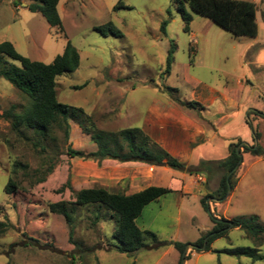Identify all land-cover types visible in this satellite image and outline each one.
<instances>
[{
	"label": "rangeland",
	"instance_id": "374dc122",
	"mask_svg": "<svg viewBox=\"0 0 264 264\" xmlns=\"http://www.w3.org/2000/svg\"><path fill=\"white\" fill-rule=\"evenodd\" d=\"M34 1L0 0V43L9 41L21 55L49 63L69 40L80 63L76 70L56 77L57 99L81 107L97 129L141 127L154 98H171L163 91L165 86L176 88L172 95L177 99L189 101L197 88L188 77L191 75L220 93L224 88L230 95L235 92L238 110L218 99L204 112L210 117L227 108L229 118L221 135L239 137L231 143L240 139L247 145L264 147V0H249L257 6L255 37L234 36L186 4L191 21L185 31L176 0H59L60 30L27 8ZM119 1L121 6L114 9ZM163 20H167L165 35L159 30ZM107 22L123 36L103 35L94 29ZM171 41L176 49L167 77L164 69ZM5 59L20 66L16 60ZM240 80L242 87L238 89ZM27 103L26 95L0 77V221L8 224L0 235V264H177L179 254L167 242L195 241L210 229L212 216H254L264 225V157L241 152L235 186L222 201L207 198L209 210L202 207L200 199L217 188L219 175L206 178L197 187L191 182L194 175H200L197 171L187 173L190 193L177 198V211L157 203L146 207L136 224L152 231L158 241L145 238V248L134 256L114 249L118 245L113 237L114 218L98 204L73 205L69 238L64 219L49 212L48 204L73 202L79 189L98 186L94 183L95 160L67 154L68 146L88 152L96 145L79 125V121L86 122L82 117L68 119V138L58 127L40 139L25 127L12 130L2 112L11 105L20 110ZM226 146L224 143L221 157L227 153ZM215 149L219 152V145ZM43 176L44 181L38 182ZM159 177L161 185L172 182L168 172H160ZM9 178L17 183L12 194L4 191ZM112 191L122 192L119 188ZM246 246L253 243L244 232L230 228L210 243L209 250L188 249L189 257L182 264H264V243L257 248L260 259L254 262L222 252Z\"/></svg>",
	"mask_w": 264,
	"mask_h": 264
},
{
	"label": "trees",
	"instance_id": "16d2710c",
	"mask_svg": "<svg viewBox=\"0 0 264 264\" xmlns=\"http://www.w3.org/2000/svg\"><path fill=\"white\" fill-rule=\"evenodd\" d=\"M59 0H35L27 5L31 12H39L45 21L53 27L62 30L61 19L57 11ZM176 8L180 13L185 25L184 30H189L191 16L185 9V4L195 13L208 18L210 21L230 32L234 36L255 37L257 34L256 4L249 0H176ZM121 6L119 1L114 9ZM169 15V12H168ZM167 20L160 23L159 30L165 35ZM94 29L103 35L112 34L121 37L123 34L112 22L95 26ZM176 49L171 41L166 56L164 74L168 75L173 62V53ZM5 57H9L19 62L20 66L9 64ZM80 63V56L75 47L66 41L63 51L55 55L49 63L31 60L16 51L12 43L3 41L0 43V77L7 80L15 88L21 91L28 98V103L16 110L17 106L11 105L2 112V116L10 121L12 130L19 127L30 129L37 137L45 138L52 128L63 129L65 138H68V119L82 117L86 122L79 121L82 130L90 135L91 140L96 145L93 151L84 152L82 150L67 147V154L70 157L81 159H93L100 163L103 159H113L119 162L137 161L149 165H166L170 168L189 173L196 171L185 163L168 154L155 141H153L140 127H130L118 131H106L97 129L91 121L90 115L81 107H75L58 101L56 95V77L76 70ZM84 85V84H83ZM80 86H74L80 88ZM179 105L188 109H199L200 105L195 101L179 100L175 95V88L165 86L164 90ZM260 113V112H259ZM254 133L255 140L258 134ZM37 140L39 142L40 140ZM241 152H247L253 157H264V147L259 144L247 145L241 140L229 143L228 155L214 163L223 170L217 188L203 196L200 203L205 210H209L208 201H222L227 194L228 187L232 189L236 184V170L242 159ZM212 161H201L199 167H203ZM44 176L37 181H44ZM65 185L70 188L67 181ZM17 187V183L9 178L4 191L12 194ZM170 191L167 187L148 186L138 192L125 194L119 191H110L105 187L95 186L82 188L75 192L74 201L64 200L48 204L51 213L60 215L68 228L69 238L73 233V205L86 206L98 204L111 212L115 221L113 237L118 245L114 249L128 256L145 248V238H150L153 242L158 241L157 236L150 230L141 229L136 224V219L140 216L143 208L151 201L158 199ZM212 226L200 238L193 242L168 241L179 254L177 264H182L189 257L186 253L188 249L195 251H207L210 243L218 237L224 235L230 228H239L250 239L253 246L229 247L222 252L239 257L244 256L257 261L260 256L257 248L264 243V225L260 224L256 217L247 218H224L211 217ZM6 221H0V235L7 227ZM159 245V244H158ZM156 246V245H155Z\"/></svg>",
	"mask_w": 264,
	"mask_h": 264
},
{
	"label": "crops",
	"instance_id": "0c3cea01",
	"mask_svg": "<svg viewBox=\"0 0 264 264\" xmlns=\"http://www.w3.org/2000/svg\"><path fill=\"white\" fill-rule=\"evenodd\" d=\"M171 70L172 66L167 77L171 75ZM188 77L193 83L196 82L197 88L202 84L193 76L188 75ZM238 87V89L242 87L241 80L238 82ZM197 88L192 91L189 101L197 102L200 105L199 109H188L172 98L158 96L147 106L140 128L172 157L200 172V175H194L191 181L198 187L201 181H205L214 174L219 175L220 179L223 170L214 162L225 158L228 155L229 143L239 138L221 135V130L229 118L226 107L215 111V115L209 117L204 114L206 106L221 99L229 104L227 107L231 106L237 110L239 107L235 103V92L230 95L227 88H224L222 93L205 85L199 90ZM224 143H227V153L221 157L220 152L224 150ZM216 145H219V152L215 149ZM201 161H212V163L199 167ZM92 162L94 183L110 191L119 188L125 194H132L148 186H162L170 189L168 193L147 204L143 210L157 203L167 210L176 209L177 211V198L180 199L183 195L190 193L188 181H186V175L189 172L186 170H180V173H177L171 171L166 165H149L137 161L119 162L103 159L100 163ZM160 172L170 173L172 182L161 185ZM143 221L145 223L147 220L145 221L144 218Z\"/></svg>",
	"mask_w": 264,
	"mask_h": 264
},
{
	"label": "water",
	"instance_id": "95a60500",
	"mask_svg": "<svg viewBox=\"0 0 264 264\" xmlns=\"http://www.w3.org/2000/svg\"><path fill=\"white\" fill-rule=\"evenodd\" d=\"M230 190H231V189H230V187H228V191H227V194H228V193L230 192Z\"/></svg>",
	"mask_w": 264,
	"mask_h": 264
}]
</instances>
